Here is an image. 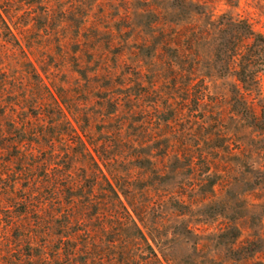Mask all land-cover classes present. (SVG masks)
Here are the masks:
<instances>
[{
    "label": "rangeland",
    "instance_id": "rangeland-1",
    "mask_svg": "<svg viewBox=\"0 0 264 264\" xmlns=\"http://www.w3.org/2000/svg\"><path fill=\"white\" fill-rule=\"evenodd\" d=\"M2 18L30 22L33 54L19 37L62 86L79 77L74 54L110 60L118 116L88 84L84 139L163 264H264V0H0L5 64ZM243 43L248 81L232 58Z\"/></svg>",
    "mask_w": 264,
    "mask_h": 264
},
{
    "label": "trees",
    "instance_id": "trees-1",
    "mask_svg": "<svg viewBox=\"0 0 264 264\" xmlns=\"http://www.w3.org/2000/svg\"><path fill=\"white\" fill-rule=\"evenodd\" d=\"M46 4L45 12L51 11ZM2 22L7 60L0 64V264H163L120 198L114 174L101 168L100 151H92L84 139L81 120L88 84H100L105 89L103 108L113 107L102 117L118 116L111 90L116 71L110 60L93 54L97 65L90 68L82 55L74 54L79 77L62 86L56 72L41 66L43 76L28 55L25 45L33 54L30 22L18 18L14 27L4 18ZM258 37L257 56L264 64V36ZM244 49L239 44L232 58L239 79L248 81L237 68ZM74 161L83 164L80 178L75 166H69ZM110 194L123 212L106 210ZM130 223L137 230L133 235Z\"/></svg>",
    "mask_w": 264,
    "mask_h": 264
}]
</instances>
